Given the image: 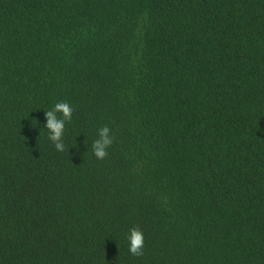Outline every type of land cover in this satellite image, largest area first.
Listing matches in <instances>:
<instances>
[{
	"label": "trees",
	"instance_id": "16d2710c",
	"mask_svg": "<svg viewBox=\"0 0 264 264\" xmlns=\"http://www.w3.org/2000/svg\"><path fill=\"white\" fill-rule=\"evenodd\" d=\"M0 264H264V0H0Z\"/></svg>",
	"mask_w": 264,
	"mask_h": 264
},
{
	"label": "clouds",
	"instance_id": "9594fccd",
	"mask_svg": "<svg viewBox=\"0 0 264 264\" xmlns=\"http://www.w3.org/2000/svg\"><path fill=\"white\" fill-rule=\"evenodd\" d=\"M72 114V106L65 101L57 102L51 110L45 112L48 140L57 152H63L65 150L63 143L65 123L71 121ZM97 135L98 139L92 144V152L97 160H104L108 156L107 149L112 146L115 137L107 125L98 129ZM127 239L129 241V253L135 257L143 256V232L138 227H133L129 230Z\"/></svg>",
	"mask_w": 264,
	"mask_h": 264
}]
</instances>
